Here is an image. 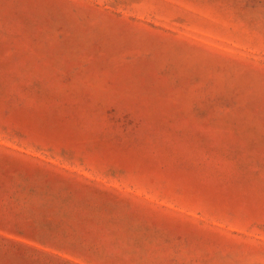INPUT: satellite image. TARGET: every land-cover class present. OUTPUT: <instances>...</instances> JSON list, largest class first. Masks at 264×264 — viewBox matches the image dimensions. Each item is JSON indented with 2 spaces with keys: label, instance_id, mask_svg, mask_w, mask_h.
I'll use <instances>...</instances> for the list:
<instances>
[{
  "label": "rangeland",
  "instance_id": "1",
  "mask_svg": "<svg viewBox=\"0 0 264 264\" xmlns=\"http://www.w3.org/2000/svg\"><path fill=\"white\" fill-rule=\"evenodd\" d=\"M0 264H264V0H0Z\"/></svg>",
  "mask_w": 264,
  "mask_h": 264
}]
</instances>
